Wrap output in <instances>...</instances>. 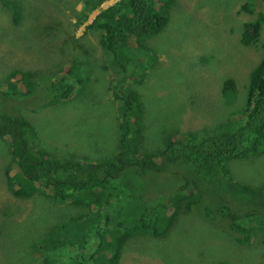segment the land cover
I'll return each instance as SVG.
<instances>
[{
	"label": "trees",
	"instance_id": "trees-1",
	"mask_svg": "<svg viewBox=\"0 0 264 264\" xmlns=\"http://www.w3.org/2000/svg\"><path fill=\"white\" fill-rule=\"evenodd\" d=\"M16 2L18 5L3 0L13 22L19 24L30 8L25 1ZM102 2L81 0L82 8L76 11L80 16L73 25L86 23L90 12ZM175 4V0H118L85 25L83 36L91 29L99 31L101 58L107 59L103 69L115 73L111 78L102 73L99 81L113 90L114 99L121 101L117 118L118 154L93 161L64 160L46 150L40 138L39 151L31 149L27 142L26 133L32 126L26 123L18 102L37 96L42 100L40 105L46 107L67 100L75 87L88 84L83 76L76 78V67L86 60L81 62L73 55L66 71L52 74L53 79L44 82L43 90L37 87L39 77L35 71L14 69L0 81V85L4 84L0 89V140L7 143L10 155L9 165L0 178L13 197L36 199L39 195L40 212L47 214L49 210L53 215L54 211L59 219L60 213L66 211L63 220L68 222L69 243L53 240L51 231L44 238L16 242L13 235L20 225L8 224L9 230L0 225V236L8 238L2 246L6 253L14 252L15 264H25L28 258L29 264H52L73 247L72 238L85 230L93 237L88 245L90 257L97 254V261L94 258L97 264H119L122 250L131 238L166 237L183 213L218 220L233 233L238 244H247L255 232H260L264 215L253 207L261 208L254 199L264 198V186L254 192L245 183L235 181L237 176L230 163L264 155V42L260 47L261 58L249 72L240 108L228 116L218 113L216 123L197 133L189 131L179 138L169 134L155 152L141 151L143 103L139 91L126 86L142 83L149 74L147 68H152L156 53L145 43L166 28ZM56 5L62 14L75 12L69 0ZM256 5H264V0H247L242 8L253 13ZM256 14L255 19L242 26L240 42L246 47L259 42L264 14L260 11ZM130 40L145 51L132 50ZM80 50L91 59L85 43ZM66 54L69 55L62 50V57ZM95 66L91 61L89 67ZM219 92L226 104L238 98L233 79L225 80ZM34 135L37 138L36 131ZM165 180L164 188L161 184ZM109 205L111 208L107 210ZM100 215L101 224L94 225ZM34 252L38 254L37 260L32 257ZM88 263L96 264L90 258Z\"/></svg>",
	"mask_w": 264,
	"mask_h": 264
},
{
	"label": "rangeland",
	"instance_id": "rangeland-1",
	"mask_svg": "<svg viewBox=\"0 0 264 264\" xmlns=\"http://www.w3.org/2000/svg\"><path fill=\"white\" fill-rule=\"evenodd\" d=\"M10 1L16 5V1H25L30 12L25 11L24 19L15 24L7 6L0 0V81L14 69L35 71L39 77L37 87L43 90L44 82L53 79L52 74L66 71L73 55L81 62L87 61L76 67V78L83 76L88 84L75 87L67 100L46 107L40 105L42 100L37 96L18 102L26 123L32 126L26 133L32 149L39 151L42 140L46 150L64 160L93 161L118 154L117 118L121 101L114 99L113 90L99 81L102 73L105 78L115 77V73L103 69L107 59L101 58L99 31L91 29L83 36L85 25L100 10L118 0H103L90 12L87 22L77 27L73 24L80 16L76 11L82 8L81 0H69L75 12L66 14H62L60 6L56 5L66 0ZM246 1L175 0L166 28L146 41L145 45L156 53L155 62L152 68H147L149 74L142 83L126 86L139 91L143 103L142 152L160 149L169 134L179 138L186 132L197 133L209 128L217 122L218 113L228 116L240 108L249 72L259 62L260 47L264 42V21L256 46L246 47L240 42L243 24L255 19L258 11L264 14V5H256L253 13L243 10ZM56 20L63 23L58 24ZM83 43L91 59L80 50ZM129 44L134 51H145L134 40ZM70 49L74 51L72 54ZM62 50L69 55L62 57ZM202 57L206 60L202 61ZM91 61L96 65L95 69L89 67ZM227 79L234 80L238 93V98L231 104L224 103L219 92L220 85ZM20 89L24 90L23 86ZM7 146L0 140V177L9 165ZM230 168L237 176L235 181L245 183L253 190L264 186V155L231 162ZM165 183L166 180L161 184L164 188ZM39 198V195L36 199L34 196L28 199L13 197L0 178V225L5 230L10 229L8 224L20 225L13 235L16 242L44 238L51 231L54 232L53 240L69 243L68 222L63 220L67 212H61L59 219L54 211L53 215L49 210L47 214L40 212ZM254 200L261 208L253 209L263 216L264 198L255 197ZM110 208L109 205L107 210ZM101 221L100 215L94 225ZM259 231L247 244H238L233 233L218 220H204L197 214L183 213L166 237L131 238L122 250L119 264H264V219ZM5 239L0 236V264H15L14 252L6 253L2 246L8 240ZM71 241L73 247L52 264H89V258L96 263L97 254L92 258L89 254L88 245L93 237L88 230ZM32 257L37 260L38 254L34 252ZM25 264H29V258Z\"/></svg>",
	"mask_w": 264,
	"mask_h": 264
},
{
	"label": "clouds",
	"instance_id": "clouds-1",
	"mask_svg": "<svg viewBox=\"0 0 264 264\" xmlns=\"http://www.w3.org/2000/svg\"><path fill=\"white\" fill-rule=\"evenodd\" d=\"M27 142H28V144H29L30 148L32 149V147H31V145H30V143H29V141H28V140H27Z\"/></svg>",
	"mask_w": 264,
	"mask_h": 264
},
{
	"label": "flooded vegetation",
	"instance_id": "flooded-vegetation-1",
	"mask_svg": "<svg viewBox=\"0 0 264 264\" xmlns=\"http://www.w3.org/2000/svg\"><path fill=\"white\" fill-rule=\"evenodd\" d=\"M112 93H113V92H112ZM251 190H253V189H251ZM257 190H258V189H256V190H253V191H254V192H257Z\"/></svg>",
	"mask_w": 264,
	"mask_h": 264
}]
</instances>
